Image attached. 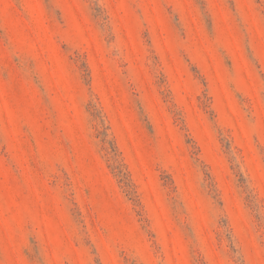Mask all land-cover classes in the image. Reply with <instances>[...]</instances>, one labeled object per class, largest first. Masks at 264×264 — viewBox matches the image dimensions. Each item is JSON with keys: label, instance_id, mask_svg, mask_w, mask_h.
<instances>
[{"label": "rangeland", "instance_id": "rangeland-1", "mask_svg": "<svg viewBox=\"0 0 264 264\" xmlns=\"http://www.w3.org/2000/svg\"><path fill=\"white\" fill-rule=\"evenodd\" d=\"M0 264H264V0H0Z\"/></svg>", "mask_w": 264, "mask_h": 264}]
</instances>
